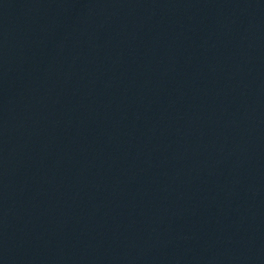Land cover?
<instances>
[{
    "label": "water",
    "instance_id": "1",
    "mask_svg": "<svg viewBox=\"0 0 264 264\" xmlns=\"http://www.w3.org/2000/svg\"><path fill=\"white\" fill-rule=\"evenodd\" d=\"M0 264H264V0H0Z\"/></svg>",
    "mask_w": 264,
    "mask_h": 264
}]
</instances>
